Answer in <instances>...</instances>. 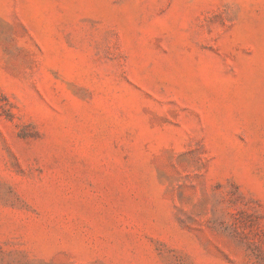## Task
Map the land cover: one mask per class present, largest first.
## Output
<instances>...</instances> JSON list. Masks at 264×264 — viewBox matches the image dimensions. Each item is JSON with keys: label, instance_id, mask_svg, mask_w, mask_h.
Returning <instances> with one entry per match:
<instances>
[{"label": "rangeland", "instance_id": "obj_1", "mask_svg": "<svg viewBox=\"0 0 264 264\" xmlns=\"http://www.w3.org/2000/svg\"><path fill=\"white\" fill-rule=\"evenodd\" d=\"M0 264H264V0H0Z\"/></svg>", "mask_w": 264, "mask_h": 264}]
</instances>
